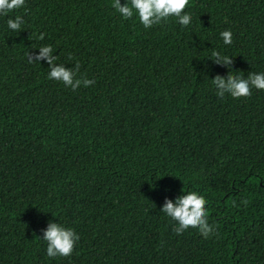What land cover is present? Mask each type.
Here are the masks:
<instances>
[{
    "label": "trees",
    "instance_id": "trees-1",
    "mask_svg": "<svg viewBox=\"0 0 264 264\" xmlns=\"http://www.w3.org/2000/svg\"><path fill=\"white\" fill-rule=\"evenodd\" d=\"M112 4L0 14V264H264V90L212 82L264 72V0H189V25L150 28ZM192 191L207 238L163 212ZM52 223L79 235L71 255H47Z\"/></svg>",
    "mask_w": 264,
    "mask_h": 264
},
{
    "label": "clouds",
    "instance_id": "clouds-1",
    "mask_svg": "<svg viewBox=\"0 0 264 264\" xmlns=\"http://www.w3.org/2000/svg\"><path fill=\"white\" fill-rule=\"evenodd\" d=\"M25 0H0V14H7L14 9L24 5ZM189 4V0H128L124 5L120 0H113L112 6L125 18L130 19L134 13L138 15L140 23L145 28H150L155 24H160L166 21L169 17H176L177 21L182 26H187L191 23V15L185 13V8ZM8 27L12 30H19L21 27V18H9L7 21ZM223 42L226 45L232 43V32L226 30L220 33ZM41 39L43 36L40 37ZM51 46H42L39 55L35 60L48 58L51 60ZM220 52L213 51L212 56L217 57ZM226 63H231L228 56H223ZM49 79L56 78L62 80L65 85H73V73L64 67H55L49 73ZM213 84L219 85L221 91L218 96L223 97L224 92H228L234 98L251 95V88L255 87L258 90H264V72L252 73L247 79L236 76L230 73L227 80L222 77H216L212 81ZM80 81H76L73 85V90L79 86ZM85 86H89L94 81L87 79ZM247 204V201H244ZM206 199L195 191L189 192L188 195L179 198L178 204H173L168 201L163 208V212L173 220L178 221L179 227L174 231L179 234L187 228H198L201 233L208 237L213 232V227L207 221V210L205 208ZM44 240L47 241V255L49 257L69 256L72 254L75 242L79 240V235L72 228H65L59 223H52L47 230Z\"/></svg>",
    "mask_w": 264,
    "mask_h": 264
}]
</instances>
